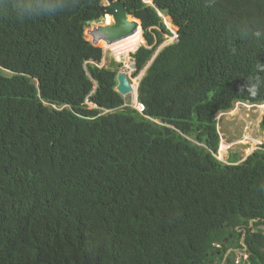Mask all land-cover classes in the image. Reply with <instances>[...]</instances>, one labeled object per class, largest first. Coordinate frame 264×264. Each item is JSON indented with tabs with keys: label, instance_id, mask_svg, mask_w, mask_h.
Returning <instances> with one entry per match:
<instances>
[{
	"label": "trees",
	"instance_id": "16d2710c",
	"mask_svg": "<svg viewBox=\"0 0 264 264\" xmlns=\"http://www.w3.org/2000/svg\"><path fill=\"white\" fill-rule=\"evenodd\" d=\"M111 1L143 24L99 46L130 69L137 52L144 115L84 38L100 0L0 19V264H264V144L217 160L218 116L264 104L240 92L264 63V0ZM160 14L178 39L158 54Z\"/></svg>",
	"mask_w": 264,
	"mask_h": 264
},
{
	"label": "rangeland",
	"instance_id": "374dc122",
	"mask_svg": "<svg viewBox=\"0 0 264 264\" xmlns=\"http://www.w3.org/2000/svg\"><path fill=\"white\" fill-rule=\"evenodd\" d=\"M145 3L153 6V3L148 2L147 0H145ZM168 20L170 21L171 27L168 26L167 23ZM164 22L167 25L170 32L172 33L173 38L165 37V44L160 48L159 52H161L166 47L173 45L177 42L176 36L178 34V28L173 26V20L171 21L170 18H166L164 19ZM98 26H106V25H104L103 20H101L99 23H92L88 25L84 30V38L86 41H88L91 44L93 43V39L90 38L88 33L92 32L93 29L97 28ZM141 35L143 37L142 31H141ZM145 46L148 48L146 41L143 47ZM99 49H102L104 54V59H103L104 61L101 67L108 68L112 64L121 66L120 72H123L124 70H128L127 75L131 80V83H133L137 79H140L142 75H144L141 74L138 77H136L135 76L136 71L133 68L129 69L128 65L125 64V62L119 61L113 55V53L106 50L105 48L99 46ZM135 54L136 53L130 55V62L133 64H136L135 60L133 59V56H135ZM137 92H138V86L136 87V91L134 92L135 95L137 94ZM125 99L128 105H133L132 103L136 102L132 98V96H127ZM138 100L139 99L137 98V102ZM247 105L249 106H246L244 104L243 105L236 104L232 111L222 113L217 118L218 131L220 133V140H221L220 151L217 155V159L222 163L226 164L227 162H229V159L231 160L233 159L232 158L233 156H237L235 158L236 159L239 158L240 160L239 163H241L245 160V158L250 156L256 149H258L259 147H261V145L264 144V129L262 128V123L264 122V112L261 110L262 108H264V104L263 105L247 104ZM223 147H225V151L223 150ZM260 150L263 149L260 148ZM259 229L264 230V226H259ZM235 254H237L235 257L238 260L245 259L244 258L245 255L241 254L240 251L238 252L236 251Z\"/></svg>",
	"mask_w": 264,
	"mask_h": 264
},
{
	"label": "water",
	"instance_id": "95a60500",
	"mask_svg": "<svg viewBox=\"0 0 264 264\" xmlns=\"http://www.w3.org/2000/svg\"><path fill=\"white\" fill-rule=\"evenodd\" d=\"M108 2H109V6H107V9H105L103 0H100L101 12L103 14V22H105L106 15H107L108 17L113 18V20L115 21V26L113 27L112 25L113 23L111 24L110 27L98 26L97 28H94L92 32L88 33L90 38L93 39L92 45L96 48H99V44L101 42L106 43L108 46H114L118 43H121L124 40L134 37L140 28L142 29V32H143L142 22L129 16L127 14L126 7H124L123 4L112 2L111 0H108ZM176 39H178V36ZM142 48L148 49L146 46ZM158 54H160V52H158ZM155 60H156V57L146 68L145 73H147V71L150 69L151 65L153 64ZM133 68L135 71H137L136 64H133ZM127 74H128V70H124L123 72H120L117 76L118 83H119L117 87V91L124 98L129 96L134 91L132 83ZM141 80L142 79L140 78L139 86H140ZM107 113L109 112H106L105 114ZM252 225H253V222L251 221L250 227ZM245 251L247 250L245 249ZM230 252L231 251H228L225 257H227Z\"/></svg>",
	"mask_w": 264,
	"mask_h": 264
},
{
	"label": "clouds",
	"instance_id": "9594fccd",
	"mask_svg": "<svg viewBox=\"0 0 264 264\" xmlns=\"http://www.w3.org/2000/svg\"><path fill=\"white\" fill-rule=\"evenodd\" d=\"M73 3L74 0H0V19L6 18L9 14H14L18 19L34 16H53L65 11ZM161 18L166 19L163 16ZM261 89H264V63L257 62L255 76L251 80L245 81L240 92L256 95Z\"/></svg>",
	"mask_w": 264,
	"mask_h": 264
},
{
	"label": "bare ground",
	"instance_id": "6f19581e",
	"mask_svg": "<svg viewBox=\"0 0 264 264\" xmlns=\"http://www.w3.org/2000/svg\"><path fill=\"white\" fill-rule=\"evenodd\" d=\"M168 26L170 27V25H168ZM141 48H142V47H141ZM141 48H140V49H141ZM140 49H139V50H140ZM136 53H137V52H136ZM129 69H130V68H129ZM141 79H143V78H141ZM130 81H131V80H130ZM141 81H142V80H141ZM135 82H137V84H138V86H139V82H138V81H135ZM118 85H119V83H118ZM132 86H133V83H132ZM133 89H134V87H133ZM138 89H139V88H138ZM131 94H132V93H131ZM131 94H130V95H131ZM130 95H129V96H130ZM137 96H138V92H137ZM138 103H141V102L138 100V102H133V103H132L133 105H128V106H130L131 108H134V106H136ZM142 104H143V103H142ZM236 104H237V105H241L242 103L237 102ZM143 105H144V104H143ZM144 106H145V105H144ZM134 109H135V108H134ZM135 110H136V109H135ZM145 110H146V108H145ZM261 110H264V109L262 108ZM137 111H138V110H137ZM138 112H139V111H138ZM144 112H145V111H144ZM144 112H143V113H144ZM235 112H236V111H235ZM139 113H140V112H139ZM143 115H144V114H143ZM145 117H146V116H145ZM224 148H225V147H223V150H224ZM226 151H227V150H226ZM221 154H222V153H221Z\"/></svg>",
	"mask_w": 264,
	"mask_h": 264
},
{
	"label": "built area",
	"instance_id": "2783aa9c",
	"mask_svg": "<svg viewBox=\"0 0 264 264\" xmlns=\"http://www.w3.org/2000/svg\"><path fill=\"white\" fill-rule=\"evenodd\" d=\"M134 108L138 110L141 114H143V112L145 111V106L142 103H138L136 106H134ZM244 258L247 259V256L245 255ZM240 262L241 260L237 261V263H240Z\"/></svg>",
	"mask_w": 264,
	"mask_h": 264
}]
</instances>
